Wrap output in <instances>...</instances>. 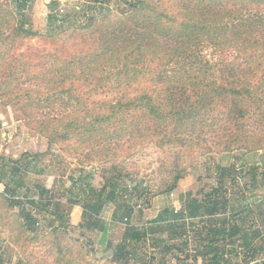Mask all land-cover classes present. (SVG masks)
<instances>
[{"label":"trees","instance_id":"16d2710c","mask_svg":"<svg viewBox=\"0 0 264 264\" xmlns=\"http://www.w3.org/2000/svg\"><path fill=\"white\" fill-rule=\"evenodd\" d=\"M26 1H18L19 7ZM129 5L118 23L105 16L96 26L90 22L81 27L91 40L100 37L93 49L89 45L67 56H43L40 71H47L44 76L52 72L59 88L51 96L52 103L59 104L54 113L40 111L38 101L23 92L20 84L24 81L6 89L5 95L16 110L27 108L30 112L35 106V115L26 112V117L36 120L35 129L44 133L49 143L45 152L25 160L26 169L12 161L7 170L8 160L0 157V184L4 187L0 197L8 199L9 208L19 207L16 191L23 182L16 178L12 186L7 185V173L26 175L49 154L51 164L64 175L68 163L52 152L56 142L70 141L73 152L84 154L76 167L84 202L66 199L63 194L56 197L54 189L38 185V197L26 198L31 208L51 214L50 226L57 241L67 240L54 246L61 251L59 261L32 263L21 256L18 264H88L74 258L76 239L63 226L74 206H80L84 216L93 217L99 245L111 254L110 264H139L142 253L137 246L144 242L151 244L154 254H172L174 264H195L198 258L202 264H231L232 258L240 256L249 264L259 254L264 256V244L256 245V239L264 237L254 223L253 229H245L247 217L253 215L249 203L242 197L235 207L229 197L219 199L221 187L201 196L197 193L177 210L164 207L141 225H125L122 220L138 206L133 200L146 192L142 181L131 184L136 172L129 169L134 150L143 144H152L161 152L158 195L177 188L186 175V159L193 154L238 150L250 155L245 156L247 170L237 164H217V179L225 184L224 192L238 188L244 196V187L230 183L240 178L233 173L244 172L252 190H257L260 166H264V159L257 157L264 149V0H140ZM24 28L18 31L31 32ZM206 47L212 49L213 59L203 55ZM119 51L123 52L120 56ZM24 59L23 55L15 62L18 71L9 78L18 82L22 76L39 87L37 64ZM29 67L32 73L25 78ZM89 81H96L99 94L111 96L83 99L98 90L93 86L80 90ZM103 81L109 85L102 86ZM64 82L70 83L69 88H61ZM65 97L73 101L72 106H63ZM90 163H95L97 170L86 169ZM96 174L101 179L99 185L95 184ZM108 204L114 205L112 218L101 221L98 216ZM17 215L21 231L17 228L18 235L11 232L6 238L11 243L38 229L30 213L20 209ZM261 215L264 222V213ZM189 221L194 222V231H188ZM111 226L121 233L116 243L107 240ZM107 261L98 259L92 264Z\"/></svg>","mask_w":264,"mask_h":264},{"label":"rangeland","instance_id":"374dc122","mask_svg":"<svg viewBox=\"0 0 264 264\" xmlns=\"http://www.w3.org/2000/svg\"><path fill=\"white\" fill-rule=\"evenodd\" d=\"M18 1L20 2V0H0V157L4 158L5 161L8 160L7 170L12 166L10 164L12 161L22 164V167L26 169L25 160L27 158L32 159L34 155L45 152L49 143L45 134L35 129L37 126L36 120L33 122L30 117H26V112L31 116L35 115L37 111L35 106L30 108V112L27 111V108L16 110L17 106L13 107L7 99L8 96L5 95L6 89L13 84H20L21 81H24L23 85L20 84L23 92H28L35 101H38V104L42 107L40 111L43 113H54L53 110L59 104L56 102L52 103L53 98L51 96L55 91H59V88L56 86V78L52 72L44 76L47 71H40L44 63L43 56L49 54L67 56V54L84 50L89 45L93 49L95 44L101 41L98 40L100 37L91 40L88 37V33L82 32L84 30L81 27L90 22L96 26L105 16L109 20H115L118 23L119 20L117 18L119 16L125 18L123 14L128 12L129 3H136L140 0H27L26 5L22 8L19 7ZM20 27H25L31 32L29 34L19 32L18 29ZM10 34L11 39L9 38ZM64 34L67 39H64ZM120 51L116 52L119 56L123 54ZM116 53L113 55H116ZM202 53L209 59L214 58L212 57L211 48L206 47ZM23 55L24 60H30L34 65L37 64L36 72L39 79V87H35L32 83L33 81L26 82L22 76H20L18 82L9 78V76L13 75V72L17 73L18 69L15 62L21 60ZM31 71L30 67L27 68L24 72V77L28 78L32 73ZM62 84L61 88H69L70 86L69 82ZM103 84L109 85L107 81H103L102 86ZM97 85L96 81L86 82L80 90L86 91V87L91 88L92 86V88L98 90L90 97L84 95L83 99L93 101L108 99L111 96V94L106 97L103 94H99L100 89L97 88ZM47 97H50L49 100H46ZM63 100V106H72V100H68L66 97ZM71 146L72 142L70 141L56 142L52 146V152L60 154L68 163L66 166L68 168L64 175H61L57 167L51 164L52 158L49 154L46 157H42V159L44 158L43 161L39 162L38 166L34 167L33 170L28 171L26 175L15 174L14 171L7 173V185L12 186L13 179L18 178L22 180L23 186L18 184L19 187L16 191V196L21 201L19 207L9 208L8 199L5 196L0 197V264H18L21 256L26 257L32 263L43 262V260L49 262L52 260L59 261L57 255L61 251H58L54 246L58 243H68L67 240L57 241L58 237L54 232L55 230L50 226L53 220L51 214L37 208H31L26 198L30 195L38 197L39 191H37V187L42 186L48 190L54 189L55 191L52 195L56 197H62L63 194L66 199L84 202L81 190L76 182L79 178V172L76 167L79 161L84 160V154L73 152ZM247 154L241 150L229 154H217L214 152L195 153L186 159L188 163L185 167L186 175L179 181L177 188L169 194L158 195L159 175L157 174V167L161 152L152 144L137 146L129 164L130 171L136 172L134 181L131 184L138 180L142 181L140 185L141 187H146V192L141 198L133 200V203H137L138 206H136V209L134 208L135 210L131 214H126L127 219L126 221L122 220L123 223L125 225H141L153 219L164 207L180 208L182 203L188 201L197 193L201 196L209 192L213 187H221L224 190L225 184L222 180H218L216 176L217 164L221 166L237 164L240 167H244L242 171H246L247 169L244 166L245 156H250ZM257 157L264 159V149L261 150ZM90 164V166H86V169L97 170V166L92 165L95 163ZM244 172L240 174L233 173V176L237 175L240 178L230 181L234 187L237 184L244 187V196H241L242 194L238 192V188H232L231 191H229L230 188H227V192L222 190L217 197L219 199L224 196L229 197L235 207L243 197L245 202L249 203V207L253 209V215H249L246 219L245 229H253L251 224L254 223V228H258L264 237V222L261 221L263 217L261 214L264 213V166H260L256 191L252 190L249 185V177L245 176ZM99 182L101 183V179L96 174L95 184L99 185ZM3 189V184H0V191ZM241 190L243 191V188ZM77 193L80 195L78 198L75 196ZM253 203H256L257 206ZM20 209L23 212L30 213L32 220L37 221L38 224L35 227L38 229L35 234H28L26 237L24 235L18 236V243H11L6 238L11 236V232L18 235L16 232L18 231L17 228L21 231V222L17 215ZM113 210V204L106 205L98 219L109 222L112 218ZM244 210V213H247V209ZM92 221L93 217L89 218L82 214L80 206H74L63 222V226L69 231L71 237L76 239L75 245L77 248L75 249L74 258L88 264H92L98 259L110 261L111 254L99 245V232L97 228L92 226ZM193 225L194 222L189 221L188 231H194ZM109 231L110 234L107 240H112L116 243L121 235L117 231L120 230L111 226ZM20 237L23 238V241ZM263 244L264 239H256L257 246ZM80 245H83V248H79ZM137 248L142 253L141 256L139 255L142 260L139 264L175 263L172 254L164 255L157 252L154 254L149 242L138 244ZM183 256L181 255L180 257L183 258ZM263 258L264 256L259 254L249 264H261ZM246 259L240 256L236 259L232 258L230 263L237 264L242 261L241 264H247L245 262ZM190 262L193 263L194 260L191 259ZM194 263L202 264L199 258ZM107 264L110 263L108 262Z\"/></svg>","mask_w":264,"mask_h":264},{"label":"built area","instance_id":"2783aa9c","mask_svg":"<svg viewBox=\"0 0 264 264\" xmlns=\"http://www.w3.org/2000/svg\"><path fill=\"white\" fill-rule=\"evenodd\" d=\"M175 210H177V209L175 208ZM124 220L126 221V218Z\"/></svg>","mask_w":264,"mask_h":264}]
</instances>
